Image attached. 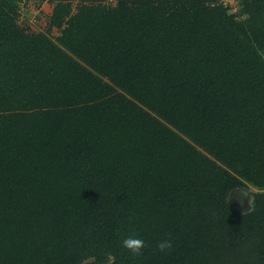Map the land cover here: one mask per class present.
Segmentation results:
<instances>
[{
  "label": "trees",
  "instance_id": "16d2710c",
  "mask_svg": "<svg viewBox=\"0 0 264 264\" xmlns=\"http://www.w3.org/2000/svg\"><path fill=\"white\" fill-rule=\"evenodd\" d=\"M19 1L0 0V264H264V0H60L55 40Z\"/></svg>",
  "mask_w": 264,
  "mask_h": 264
},
{
  "label": "rangeland",
  "instance_id": "374dc122",
  "mask_svg": "<svg viewBox=\"0 0 264 264\" xmlns=\"http://www.w3.org/2000/svg\"><path fill=\"white\" fill-rule=\"evenodd\" d=\"M60 0H43L42 2H39V4L43 5V8H35L37 1L34 2L33 0H27L26 4L24 5V1L19 5L20 7L24 6V11L22 18H18V23H20L21 26H27L32 31H43L46 32L49 37L55 40L56 36L59 34V30L55 27L52 28V30L48 31V8H54V5ZM66 1V0H65ZM72 4V7H76L79 3H86L90 1H96V0H69ZM104 4L107 5H113L116 0H99ZM231 6H226L228 8L229 12H232L235 14L236 18L243 19L244 15L240 14V8L238 5L237 0H230ZM51 10V9H50ZM49 11V10H48ZM259 190L255 185H252L249 182H245L244 186L242 188L237 189L236 191L233 190L232 195L234 196V200L239 203V205H244L243 209H248L251 207V200L252 196L251 193L254 191ZM240 194V195H239ZM242 208V207H241ZM81 264H94L92 262V259H87L83 261ZM103 264H109V263H103Z\"/></svg>",
  "mask_w": 264,
  "mask_h": 264
},
{
  "label": "clouds",
  "instance_id": "9594fccd",
  "mask_svg": "<svg viewBox=\"0 0 264 264\" xmlns=\"http://www.w3.org/2000/svg\"><path fill=\"white\" fill-rule=\"evenodd\" d=\"M122 245L126 248L130 253L133 254L134 257L141 256L143 254L142 250L145 248V243L140 238H135L134 236H129L122 241ZM157 250L166 254L170 252L173 248V242L171 238H166L158 242Z\"/></svg>",
  "mask_w": 264,
  "mask_h": 264
},
{
  "label": "crops",
  "instance_id": "0c3cea01",
  "mask_svg": "<svg viewBox=\"0 0 264 264\" xmlns=\"http://www.w3.org/2000/svg\"><path fill=\"white\" fill-rule=\"evenodd\" d=\"M45 4V3H44ZM43 4V5H44ZM51 9V10H50ZM49 10V11H48ZM53 10H54V8H48L47 9V14H48V16H50L51 14H52V12H53ZM48 19H49V17H48ZM237 189H235L234 191H236ZM231 192H233V191H231ZM240 195V194H239ZM229 203L231 204V206H233L234 208H236V209H243V206L242 205H239V203L237 204V202L234 200V196L232 195V193H230V195H229ZM242 207V208H241Z\"/></svg>",
  "mask_w": 264,
  "mask_h": 264
},
{
  "label": "built area",
  "instance_id": "2783aa9c",
  "mask_svg": "<svg viewBox=\"0 0 264 264\" xmlns=\"http://www.w3.org/2000/svg\"><path fill=\"white\" fill-rule=\"evenodd\" d=\"M24 1V5L26 4V0H21V1H19V5L22 3ZM34 2H36V0H33ZM224 3H226V1H228L229 3H231V1L230 0H222ZM36 5H39V6H36L35 8H43V5H41V4H39L38 2L36 3ZM20 7V6H19ZM21 9H24V6L22 5L21 7H20ZM22 15L23 14H20L19 15V17L20 18H22ZM18 17V18H19Z\"/></svg>",
  "mask_w": 264,
  "mask_h": 264
}]
</instances>
